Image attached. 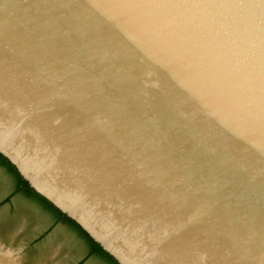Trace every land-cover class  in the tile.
<instances>
[{
	"label": "water",
	"instance_id": "95a60500",
	"mask_svg": "<svg viewBox=\"0 0 264 264\" xmlns=\"http://www.w3.org/2000/svg\"><path fill=\"white\" fill-rule=\"evenodd\" d=\"M0 155L117 264H264V0H0Z\"/></svg>",
	"mask_w": 264,
	"mask_h": 264
},
{
	"label": "flooded vegetation",
	"instance_id": "af4514ba",
	"mask_svg": "<svg viewBox=\"0 0 264 264\" xmlns=\"http://www.w3.org/2000/svg\"><path fill=\"white\" fill-rule=\"evenodd\" d=\"M0 191V202H2L8 196V191L4 185L0 187ZM14 201V197H11L0 205V249L10 253L9 258L15 259L17 264H103L90 256L76 258L83 251L77 245L67 247L66 252L63 251V245H59L56 248L58 252L60 249L62 251L57 255L54 249L50 250L53 247L51 242L38 243L42 237L41 230L46 223L15 215L12 211ZM57 235L62 243L63 238L60 233ZM99 258L106 261L102 257Z\"/></svg>",
	"mask_w": 264,
	"mask_h": 264
},
{
	"label": "trees",
	"instance_id": "16d2710c",
	"mask_svg": "<svg viewBox=\"0 0 264 264\" xmlns=\"http://www.w3.org/2000/svg\"><path fill=\"white\" fill-rule=\"evenodd\" d=\"M3 185L7 188L8 196L2 201L5 202L9 198L14 197L15 205H13V213L15 215L26 216L30 220L38 219L45 223H54L49 226V231L55 230L59 227H55L59 221L65 223L77 232L78 239L73 238L70 234L64 235L60 229L55 231V234H59L63 239L67 240V243L73 247L74 240L79 248L83 251L88 250V256L96 255L106 259L108 264H117L102 248L95 243L76 223L67 218L64 214L60 213L55 207H53L48 201L35 193L17 173L16 169L0 155V187ZM2 191V190H1ZM0 191V192H1ZM0 202V205H2ZM59 232V233H58Z\"/></svg>",
	"mask_w": 264,
	"mask_h": 264
}]
</instances>
